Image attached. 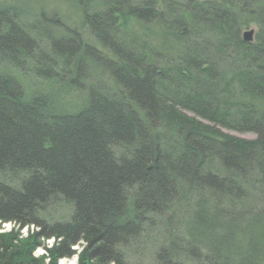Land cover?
<instances>
[{
	"label": "trees",
	"instance_id": "obj_1",
	"mask_svg": "<svg viewBox=\"0 0 264 264\" xmlns=\"http://www.w3.org/2000/svg\"><path fill=\"white\" fill-rule=\"evenodd\" d=\"M140 1L80 3L152 12L165 58L107 8L87 41L0 7V219L42 226L0 264H42L40 234L52 264L81 236L80 264H264V0Z\"/></svg>",
	"mask_w": 264,
	"mask_h": 264
},
{
	"label": "bare ground",
	"instance_id": "obj_2",
	"mask_svg": "<svg viewBox=\"0 0 264 264\" xmlns=\"http://www.w3.org/2000/svg\"><path fill=\"white\" fill-rule=\"evenodd\" d=\"M58 2V4H54L56 3L55 0H45V4L41 5V6H34V5H30L28 3H26L23 0H0V7L1 8H8V7H16L17 11L21 13V16L23 18H25L29 23L33 22L35 20V17L39 15V13L42 11L43 17L49 19L51 22H56L58 23V21L60 23H62L63 25H67L73 29L78 30V32H82L81 35L83 37V39H86L87 41L90 40V35L91 32L89 30V25L85 26L84 22L86 23L87 18H89V20L92 19H96V18H91L94 16H97L94 11L96 12H100V14L102 15V18H108L109 22L111 21V16L108 15V13H102L101 11L104 10V8H107V5L105 6V2L100 3V5H95L94 7L89 3V2H84L83 5H81L80 0H56ZM119 1V0H116ZM156 1V0H153ZM12 4V5H11ZM60 4V6H58ZM137 4H145L143 1L137 0ZM45 5V8L43 7ZM153 6V5H152ZM151 6V7H152ZM13 7V8H14ZM63 7L66 8L68 10V13L71 15H68L66 13V11L63 10ZM154 7V6H153ZM143 11L150 9V7H142ZM15 9V10H16ZM110 9L113 12H117L119 14V16L121 17V20H126L125 23H127V25H129V27L131 26L133 28V30L138 31L140 30V32H138L139 34H143L144 35H149V31H151V35L148 38H145L144 40L141 39V44H143L145 46V48L147 49L149 54H152L153 60L156 58L161 59V58H165V54L161 51L156 49L157 47H155V44L152 42V40H156V44L159 45L157 42H159L158 40H160V38L164 35L167 36V31L169 30V27H166L164 25L159 24L160 26H158V28L155 27V23L153 22L152 19H150L152 16V12H150L149 17L146 19L144 18L143 21H140L139 19V15L138 14H133L131 12H129V10L123 9V10H116L114 8H107ZM23 13H27V14H22ZM171 14L169 13V16ZM121 23H116L114 25V27H120ZM162 26V27H161ZM191 26L188 27V29H190ZM246 28H250L246 27ZM243 29L242 33H241V40L247 42H254V40L252 39V35H251V39L248 37V34L252 32V34L254 33V29L250 28V29ZM256 28V27H255ZM155 32H153V30H155ZM159 31H158V30ZM258 29V28H257ZM119 30V29H118ZM135 31H132L135 33ZM119 32V31H118ZM128 32L132 33L130 30L128 31H123L121 33V31L118 33L119 35L124 34L127 35L129 34ZM134 33H132L131 35H134ZM130 35V34H129ZM122 37V36H120ZM164 38H166L167 40H169L167 37L164 36ZM255 38V37H254ZM204 40V39H203ZM144 41V42H143ZM203 41H201L202 43ZM148 44V46H147ZM205 45V44H204ZM203 45V46H204ZM111 50L108 49L107 52H110ZM113 54V53H112ZM116 58H111L109 59L110 61L112 60V62H115L116 60H114ZM25 225V224H24ZM24 225L20 224V227H23ZM39 232H36L35 234L30 233L29 237L31 236H35L36 234H39ZM5 234H9V233H5ZM14 236L15 234L12 233ZM38 239L35 242V246L36 244H38V246H43V239L47 238L45 236H42L41 234L38 235ZM28 237V238H29ZM57 247H54L52 250H55ZM50 251V250H49ZM70 255L67 256H71L72 255V250L70 247L69 250ZM43 258V257H41ZM37 260V259H36ZM106 264H114L113 262H109Z\"/></svg>",
	"mask_w": 264,
	"mask_h": 264
},
{
	"label": "clouds",
	"instance_id": "obj_3",
	"mask_svg": "<svg viewBox=\"0 0 264 264\" xmlns=\"http://www.w3.org/2000/svg\"><path fill=\"white\" fill-rule=\"evenodd\" d=\"M41 225L36 224L35 222L25 224L23 227H20V224L15 220H2L0 219V235L5 233H10L14 229L18 230L19 241L28 239L29 234H35L36 232L41 231ZM65 239L64 235L52 234L47 238L43 239V246H37L32 251V257L39 260L43 257L42 264H52V256L49 253V250L54 247H59L61 242ZM88 245V241L83 237H79L74 243L71 244L72 255L59 257L56 261V264H80V256L85 251V248Z\"/></svg>",
	"mask_w": 264,
	"mask_h": 264
},
{
	"label": "rangeland",
	"instance_id": "obj_4",
	"mask_svg": "<svg viewBox=\"0 0 264 264\" xmlns=\"http://www.w3.org/2000/svg\"><path fill=\"white\" fill-rule=\"evenodd\" d=\"M23 1H25L26 3H28V4H30V5H34V6H41V5H43V4H45L44 2H45V0H23ZM55 2L56 3H54V4H58V2L55 0ZM58 6H60V4L58 5ZM44 8H45V5L43 6ZM63 10L64 11H66L67 9L66 8H64L63 7ZM66 13L68 14V15H70L69 13H68V10L66 11ZM71 16V15H70ZM250 28H252V29H254V33L252 34V39L253 40H255L254 39V37H255V35H256V33H257V28H255V26H250ZM250 28H246V29H250ZM223 130V132H225L226 134H230V135H232V136H234V137H238V138H244V139H249V140H251L252 138H254V134L253 133H248V132H237V131H235V130H231V129H229V130H227V129H222ZM10 233H14L15 234V236H14V244H16V245H21L20 244V242H22V241H19V235H20V233H19V231L18 230H16V229H14L12 232H10ZM27 240V239H26ZM23 241H25V240H23ZM38 246V244H36V246H34L33 247V249H32V251L36 248Z\"/></svg>",
	"mask_w": 264,
	"mask_h": 264
},
{
	"label": "water",
	"instance_id": "obj_5",
	"mask_svg": "<svg viewBox=\"0 0 264 264\" xmlns=\"http://www.w3.org/2000/svg\"><path fill=\"white\" fill-rule=\"evenodd\" d=\"M251 35H252V32L248 34V37L250 38V37H251ZM250 39H251V38H250Z\"/></svg>",
	"mask_w": 264,
	"mask_h": 264
}]
</instances>
